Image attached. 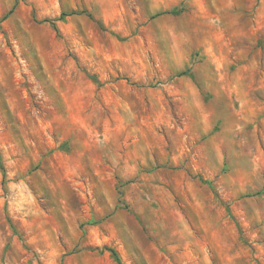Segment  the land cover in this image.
<instances>
[{
	"label": "rangeland",
	"instance_id": "374dc122",
	"mask_svg": "<svg viewBox=\"0 0 264 264\" xmlns=\"http://www.w3.org/2000/svg\"><path fill=\"white\" fill-rule=\"evenodd\" d=\"M1 164L0 264H264V0H0Z\"/></svg>",
	"mask_w": 264,
	"mask_h": 264
},
{
	"label": "trees",
	"instance_id": "16d2710c",
	"mask_svg": "<svg viewBox=\"0 0 264 264\" xmlns=\"http://www.w3.org/2000/svg\"><path fill=\"white\" fill-rule=\"evenodd\" d=\"M177 12H178V10H176V9H173L172 11H170V13H173V14H175ZM71 14H76V13H71ZM69 15L70 14L62 13L58 20H64V18L69 16ZM44 22L50 23L53 26V28L57 31V26L55 24L56 20H45ZM0 168H1L2 172L4 173V168H3L2 164H1ZM104 250L108 251L111 254V256L114 258V260L116 261L117 264H122L118 254L116 253L115 250H113L111 248H103V251Z\"/></svg>",
	"mask_w": 264,
	"mask_h": 264
}]
</instances>
